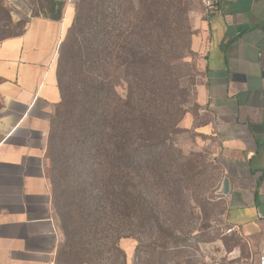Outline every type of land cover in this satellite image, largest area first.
Instances as JSON below:
<instances>
[{"label": "crops", "instance_id": "0c3cea01", "mask_svg": "<svg viewBox=\"0 0 264 264\" xmlns=\"http://www.w3.org/2000/svg\"><path fill=\"white\" fill-rule=\"evenodd\" d=\"M63 1L60 21L35 16L20 35L0 41V264H56L62 237L46 153L60 102L56 61L74 16L71 0ZM191 48L201 63L196 98L207 118L198 135L215 145L212 201L223 209L231 241L226 261L257 264L264 253V0L202 10ZM219 244L210 242L205 264L221 255Z\"/></svg>", "mask_w": 264, "mask_h": 264}, {"label": "rangeland", "instance_id": "374dc122", "mask_svg": "<svg viewBox=\"0 0 264 264\" xmlns=\"http://www.w3.org/2000/svg\"><path fill=\"white\" fill-rule=\"evenodd\" d=\"M70 3L80 5L83 18L92 14L95 5L101 15L118 16L122 36L130 32L143 34L144 37H139L141 44L150 52V60L142 66L139 75L132 81L129 78L134 91L131 95L134 110L146 118L137 131L136 143L138 147L151 144L140 150L150 162L132 176L133 194L136 192L138 197H135L137 201L133 198L130 221L117 215L100 227L98 237L91 236L92 228L85 231L89 234L81 240L82 247L96 253V258L87 260L86 256V261L88 264H198L202 259L205 264L210 242H215L220 243L222 252L216 261L225 264L231 241L221 224L223 209L212 201V188L217 180L212 161L215 145L212 139L198 135V126L207 118L196 98L201 63L191 43L201 22V5L196 0H161L158 9L150 10L144 0H71ZM37 8L38 0H0V41L20 34L28 20L39 15ZM123 12L127 19L119 16ZM136 17L142 18L139 27L135 25ZM133 26L134 32L130 31ZM124 42L122 37L115 49L120 50ZM125 67L116 60L112 62L110 79L115 95L109 91L104 98L125 100ZM75 72L76 69H69L63 81L69 94L76 84ZM54 214L62 237L60 248L65 238L55 208Z\"/></svg>", "mask_w": 264, "mask_h": 264}, {"label": "trees", "instance_id": "16d2710c", "mask_svg": "<svg viewBox=\"0 0 264 264\" xmlns=\"http://www.w3.org/2000/svg\"><path fill=\"white\" fill-rule=\"evenodd\" d=\"M144 1L150 10L162 4L161 0ZM65 5L63 0H38L36 16L60 21ZM73 6V20L56 61L60 102L50 121L46 153L52 202L65 238L57 250L56 264H88L86 256L87 260L96 258L94 250L82 247L81 240L89 234L85 231L92 228L91 236L98 237L100 227L117 215L130 221L133 198L138 197L136 192L133 194L132 176L150 162L140 150L151 144L138 147L136 143L137 131L146 118L136 114L131 96L134 95L132 79L150 60V52L144 50L139 38L144 35L134 32L133 26L130 31L134 33L122 36L118 16L101 15L97 5L86 18L80 5ZM119 16L128 18L125 12ZM141 21L142 18L136 17L135 25L139 27ZM122 37L124 44L120 50L115 49ZM115 60L126 66L124 101L103 97L109 91L115 95L110 79ZM69 69H76L73 77L76 84L71 94L63 83Z\"/></svg>", "mask_w": 264, "mask_h": 264}, {"label": "built area", "instance_id": "2783aa9c", "mask_svg": "<svg viewBox=\"0 0 264 264\" xmlns=\"http://www.w3.org/2000/svg\"><path fill=\"white\" fill-rule=\"evenodd\" d=\"M202 7V10L206 15H210L213 13H218L220 6L228 1V0H196ZM233 228L227 229V232L233 231ZM214 264H220L219 262H214ZM225 264H228V260ZM257 264H264V253H262L259 257Z\"/></svg>", "mask_w": 264, "mask_h": 264}, {"label": "water", "instance_id": "95a60500", "mask_svg": "<svg viewBox=\"0 0 264 264\" xmlns=\"http://www.w3.org/2000/svg\"><path fill=\"white\" fill-rule=\"evenodd\" d=\"M228 181L227 179H224L221 186V194L226 195L228 192Z\"/></svg>", "mask_w": 264, "mask_h": 264}]
</instances>
